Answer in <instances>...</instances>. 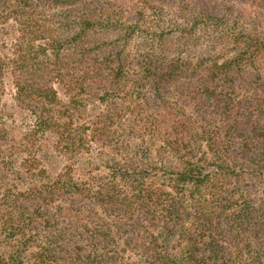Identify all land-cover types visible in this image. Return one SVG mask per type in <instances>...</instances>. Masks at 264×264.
Wrapping results in <instances>:
<instances>
[{
    "label": "trees",
    "instance_id": "obj_1",
    "mask_svg": "<svg viewBox=\"0 0 264 264\" xmlns=\"http://www.w3.org/2000/svg\"><path fill=\"white\" fill-rule=\"evenodd\" d=\"M0 264H264V0H0Z\"/></svg>",
    "mask_w": 264,
    "mask_h": 264
},
{
    "label": "rangeland",
    "instance_id": "obj_2",
    "mask_svg": "<svg viewBox=\"0 0 264 264\" xmlns=\"http://www.w3.org/2000/svg\"><path fill=\"white\" fill-rule=\"evenodd\" d=\"M12 87L7 81L4 87V93L2 95V108L3 110H9L11 104ZM21 115L16 114L14 116L15 121L20 120Z\"/></svg>",
    "mask_w": 264,
    "mask_h": 264
}]
</instances>
